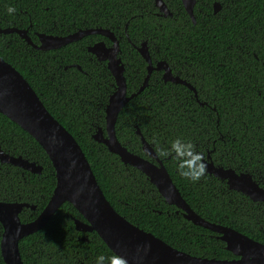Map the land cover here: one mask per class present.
<instances>
[{
	"label": "trees",
	"instance_id": "1",
	"mask_svg": "<svg viewBox=\"0 0 264 264\" xmlns=\"http://www.w3.org/2000/svg\"><path fill=\"white\" fill-rule=\"evenodd\" d=\"M163 1L170 17L159 14L154 0H0V27L31 24L30 31L53 36L109 30L119 41L128 96L147 76V63L137 51L145 43L153 65L166 62L172 74L186 80L195 92L165 83L162 71H152L146 87L118 114L115 134L120 144L145 157L136 130L154 152V142L167 147L180 137L194 143L196 151L205 159L209 156L215 166L263 181L264 0H196L195 23L181 0ZM215 3L220 5L216 13ZM9 7L16 12L9 14ZM1 42L0 57L23 76L48 112L74 137L118 214L192 256L236 258L215 233L192 224L166 204L143 173L121 163L93 139L98 131L105 136V109L116 83L106 62L87 49L97 42L110 46L107 38L90 35L45 52L19 37L9 47ZM0 148L42 167L40 174H34L0 163V201L34 206L19 215L21 222H29L50 199L54 169L39 144L2 114ZM162 162L198 216L264 244V202H253L212 175L192 183L178 175L172 159ZM74 219L82 220L71 204L64 203L43 229L20 240L23 264H95L98 256L113 255L96 233L76 231ZM2 231L0 224V241ZM0 264H4L1 251Z\"/></svg>",
	"mask_w": 264,
	"mask_h": 264
},
{
	"label": "water",
	"instance_id": "2",
	"mask_svg": "<svg viewBox=\"0 0 264 264\" xmlns=\"http://www.w3.org/2000/svg\"><path fill=\"white\" fill-rule=\"evenodd\" d=\"M195 1L181 0L193 23ZM154 5L164 15L167 14L162 0H154ZM219 9L220 5L215 3L213 12L216 13ZM7 31L2 30L4 33ZM12 31L30 42L25 31ZM96 34L108 38L111 45L97 42L87 50L98 61L106 62V68L115 80L116 90L110 96L105 109V136L98 131L93 135V139L119 157L121 163L143 173L166 204L176 207L183 218L192 224L215 233L217 239L225 244V249L236 258L217 260L192 256L173 248L118 214L105 198L86 156L74 137L48 112L23 76L0 57V114L18 125L39 144L55 174V187L49 201L38 216L29 222H21L19 215L24 208L34 209V206L25 202L0 201V224L3 229L0 251L4 264H23L19 252L20 240L43 229L64 203L71 204L82 218L74 219L76 231L95 232L113 254L125 257L129 264H264V244L230 227L210 223L189 207L172 182L162 160L156 158L154 150L143 139L139 130H136V134L140 137L145 157L131 153L117 140L115 124L118 114L131 98L146 87L152 71H162V80L165 83L181 84L195 92L186 80L174 76L164 61L153 65L146 44L142 43L137 51L147 63V76L139 90L128 96L123 76L124 66L119 58V41L107 29L78 30L66 36L38 34L40 44L34 48L41 51L55 50L84 36ZM52 137H55V142ZM207 159L210 157L207 156ZM73 160L76 161V165L70 167ZM205 161L206 174L225 181L230 190L243 194L253 202H264V188L259 186L250 173H236L232 169L217 167L211 161ZM0 163L34 174H40L42 170V167L34 162H29L21 156H11L1 148ZM85 238L82 237V240Z\"/></svg>",
	"mask_w": 264,
	"mask_h": 264
},
{
	"label": "clouds",
	"instance_id": "3",
	"mask_svg": "<svg viewBox=\"0 0 264 264\" xmlns=\"http://www.w3.org/2000/svg\"><path fill=\"white\" fill-rule=\"evenodd\" d=\"M9 14H14L16 9L9 7ZM55 142V137L51 138ZM155 144V156L158 159H172L176 165L178 175L192 183L200 181L207 173V164L204 154L196 151V146L191 141H186L177 137L169 143L167 147H161L158 142ZM73 160L70 167H75ZM78 195V193L76 194ZM95 264H129L125 257L113 254L109 257L100 255L96 258Z\"/></svg>",
	"mask_w": 264,
	"mask_h": 264
},
{
	"label": "flooded vegetation",
	"instance_id": "4",
	"mask_svg": "<svg viewBox=\"0 0 264 264\" xmlns=\"http://www.w3.org/2000/svg\"><path fill=\"white\" fill-rule=\"evenodd\" d=\"M23 14L25 15V13H23ZM15 29L16 30H20V31H25L26 32V36L28 37V39L30 40L31 43L29 41H27L24 37H21L15 31H12V30H15ZM2 30H8V31L6 33H4V32H2ZM30 30H32V25L31 24H29L26 28H22V27H4V28H2V27H0V39H2V42H4V46L5 47H9V46H11V42L15 41V37H19L22 41H24L26 44H28L31 48H33L35 50H38V49L34 48V46H38L40 44L39 39H38L39 32L30 31ZM87 36H90V35H87ZM99 36H101V35H99ZM84 37H86V36H84ZM84 37H82V38H84ZM38 51H41V50H38ZM49 51H51V50H49ZM205 160L209 161L208 159H205ZM232 170H234V169H232ZM234 171L236 173H241L240 171H236V170H234ZM255 181L259 184L260 187L264 188V180L263 181L255 180Z\"/></svg>",
	"mask_w": 264,
	"mask_h": 264
},
{
	"label": "bare ground",
	"instance_id": "5",
	"mask_svg": "<svg viewBox=\"0 0 264 264\" xmlns=\"http://www.w3.org/2000/svg\"><path fill=\"white\" fill-rule=\"evenodd\" d=\"M162 2L164 3V1L162 0ZM164 5H165V9H166V11H167V14L166 15H164V13L163 12H160L159 11V9L157 8V10H158V12H159V14L160 15H162L163 17H170L172 14L170 13V11L168 10V8H167V6H166V4L164 3ZM194 6H195V4H194ZM194 6H193V9H194ZM184 8V7H183ZM185 10V9H184ZM186 12V11H185ZM187 13V12H186ZM190 17V16H189ZM191 18V17H190ZM193 18H194V13H193ZM194 22H195V19H194ZM16 30V29H15ZM114 35V34H113ZM104 37V36H103ZM106 38V37H105ZM108 39V38H107ZM109 40V39H108ZM110 41V40H109ZM111 42V41H110ZM73 43V42H72ZM70 44V43H69ZM63 47V46H62ZM61 48V47H60ZM56 50V49H55ZM49 51V50H48ZM81 233H83V232H81ZM88 233H92V232H88ZM95 233V232H94ZM86 234V233H85ZM85 240H86V238H85Z\"/></svg>",
	"mask_w": 264,
	"mask_h": 264
}]
</instances>
